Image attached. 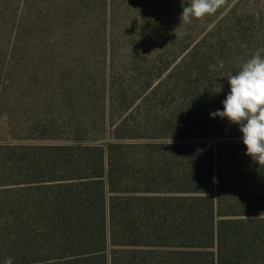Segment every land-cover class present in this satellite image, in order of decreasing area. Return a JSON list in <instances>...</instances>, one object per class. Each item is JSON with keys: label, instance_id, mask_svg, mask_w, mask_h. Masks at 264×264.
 <instances>
[{"label": "trees", "instance_id": "1", "mask_svg": "<svg viewBox=\"0 0 264 264\" xmlns=\"http://www.w3.org/2000/svg\"><path fill=\"white\" fill-rule=\"evenodd\" d=\"M190 2L0 0V264H264V167L210 116L264 6Z\"/></svg>", "mask_w": 264, "mask_h": 264}, {"label": "clouds", "instance_id": "2", "mask_svg": "<svg viewBox=\"0 0 264 264\" xmlns=\"http://www.w3.org/2000/svg\"><path fill=\"white\" fill-rule=\"evenodd\" d=\"M223 3L224 0H191L183 7L180 20L191 24L193 19L214 14ZM209 67L223 70L225 64L217 58V62ZM227 80L230 90L222 101L223 110L212 112L210 116L227 118L231 124L238 125L246 155L264 167V48L257 49L235 74L227 75ZM4 264H13L12 258Z\"/></svg>", "mask_w": 264, "mask_h": 264}, {"label": "rangeland", "instance_id": "3", "mask_svg": "<svg viewBox=\"0 0 264 264\" xmlns=\"http://www.w3.org/2000/svg\"><path fill=\"white\" fill-rule=\"evenodd\" d=\"M240 0H224V3L222 5L223 6H234L235 4H237ZM252 4H249L248 6L250 7H255V6H264V4H262V2H257L258 0H250ZM240 6H243V3L240 4ZM4 131H2L3 133ZM4 134V133H3ZM12 142L14 143H22V144H30V143H36V142H42V143H54L53 141H49V140H46V141H37L36 139L34 138H29V137H26V136H23L21 133H17V135H14L13 138H12Z\"/></svg>", "mask_w": 264, "mask_h": 264}]
</instances>
